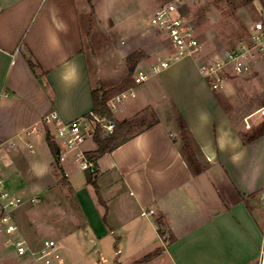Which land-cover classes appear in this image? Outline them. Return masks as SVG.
Listing matches in <instances>:
<instances>
[{
    "label": "crops",
    "instance_id": "0c3cea01",
    "mask_svg": "<svg viewBox=\"0 0 264 264\" xmlns=\"http://www.w3.org/2000/svg\"><path fill=\"white\" fill-rule=\"evenodd\" d=\"M95 13L93 0H0L1 174L19 195L41 189L52 197L46 210L12 211L18 230L0 232V264H88L84 254L41 256L45 241L61 248L56 236L72 223L59 219L68 196L82 212L84 238L92 241L87 251L109 229L115 264H264V92L254 87L261 61L247 73H227L225 87L215 90L199 70L203 54L181 57L120 107L123 119L114 111L119 121L143 109L158 118L95 160L96 174L77 167L75 151L64 162L55 160L45 115L56 111L68 122L86 117L94 109V88L107 82L117 94L133 85L91 73L83 35L94 31ZM113 19H100L106 34L117 26ZM139 31L142 42L125 54L143 50L137 67L148 68L172 46L162 48L158 37ZM168 107L178 125L160 117ZM182 118L199 168L183 148ZM34 128L37 133L27 134ZM96 149L93 133L78 148ZM59 184L68 195L59 193ZM45 231L56 236L43 239ZM13 237L26 241L27 255L17 252Z\"/></svg>",
    "mask_w": 264,
    "mask_h": 264
},
{
    "label": "rangeland",
    "instance_id": "374dc122",
    "mask_svg": "<svg viewBox=\"0 0 264 264\" xmlns=\"http://www.w3.org/2000/svg\"><path fill=\"white\" fill-rule=\"evenodd\" d=\"M169 1L93 0V3L96 5V13L94 17L92 16L95 28L91 34L85 31L83 35L91 73L95 76L98 73L99 77L107 81L117 79L120 81L121 86L129 85L131 81L133 83L134 73L129 71L128 55L125 54V51L131 50L133 45L142 42L143 38L138 34L141 28L148 30L151 35L158 37L161 40L162 48H167L166 46L170 45L166 34L152 26L149 22L152 12ZM185 14L198 35L201 43L200 54H203L205 58L224 55L229 50L248 44L250 42L249 33L252 26L256 21L264 18V10L259 0H199L198 2L189 4L185 8ZM104 17L114 18L113 20H115L117 25L116 28H110L107 34L100 25V19ZM141 51L144 53L143 50ZM168 54L169 52L166 53V51L159 52L153 57V61L160 62V58L166 57ZM198 55L196 54V56ZM142 58L143 56L140 57L139 62ZM257 61L264 63V56ZM226 71L230 77L236 75L231 68H227ZM151 77L152 73L148 80L135 86V90L140 93V96H142L144 87L153 82L154 79ZM105 83L101 85L109 86V83ZM254 87L255 91L264 92V69L260 72L259 79L254 81ZM115 94L113 91L110 96L112 97ZM168 108L166 113H159L160 117L178 125L177 114H174L172 107H170L171 110ZM118 109L117 116L119 119H123L122 112H119L121 108ZM157 118L158 114L153 109L140 110L130 120L133 122V127L127 132L128 136L150 125ZM193 148L195 149L196 146L193 145ZM190 152L191 149L187 152V158H189L193 166L195 168L203 166V163L199 160H193ZM76 165L80 170H83L80 168L78 162ZM83 171L87 172L86 170ZM56 187L62 196L64 193L69 194L66 185L59 184ZM45 192L41 189H34L21 193L24 202L13 210L14 215L22 214L23 211H29L35 206L46 210L47 205L51 203L48 201V198L52 199V197L50 194L47 196ZM59 199H61V196H59ZM62 201L63 206L66 208L59 215V219L68 221L69 223L72 222L70 227L67 228V233L62 235L63 237L60 235L59 237L52 231H45L41 233V237L44 239L56 236L60 240L61 248L58 251L61 257L84 254L85 258L88 259V264H115V247L109 238V229L107 230L108 236H103L95 249L87 251L88 244L84 238L85 228L83 223L84 218L81 217L82 212L76 211L74 200H72L71 196H68L67 199H62ZM79 262L80 264H84V260H79ZM71 263H74V261H71Z\"/></svg>",
    "mask_w": 264,
    "mask_h": 264
},
{
    "label": "built area",
    "instance_id": "2783aa9c",
    "mask_svg": "<svg viewBox=\"0 0 264 264\" xmlns=\"http://www.w3.org/2000/svg\"><path fill=\"white\" fill-rule=\"evenodd\" d=\"M199 0H170L159 6L150 16L149 22L152 26L166 34L167 40L172 46L168 56L155 62L148 68L137 67L133 75V85L124 89L108 100L112 112L132 98L137 96L135 86L150 78V74H158L163 68L168 67L184 56H193L201 53V43L193 26L188 21L185 8ZM250 42L236 49L227 51L224 55L214 58H202L199 62L200 72L209 79L213 89H223L227 79V68H231L237 74H244L251 70L253 61L264 56V18L259 19L252 26L249 33ZM43 123L50 128L53 140L59 148L58 159L64 162L70 152L75 151V159L80 168L91 175L96 174L97 166L93 159L87 157L86 153L78 150L86 137L93 133L94 122L101 123L105 134H111L115 130V122L107 118L94 116V119L80 117L73 121H64L56 111L48 113L42 119ZM47 131V129H46ZM37 128L28 131L27 134L37 133ZM16 143H12L14 146ZM33 148L32 143H27ZM24 202V198L7 186L5 178L1 174L0 164V232L14 235L18 225L12 217V211ZM145 214V212H144ZM12 245L20 255L29 252L26 241L19 237L11 239ZM42 257L53 254L59 257L57 245L54 240L45 241V248L41 251ZM47 262L50 259H46Z\"/></svg>",
    "mask_w": 264,
    "mask_h": 264
},
{
    "label": "trees",
    "instance_id": "16d2710c",
    "mask_svg": "<svg viewBox=\"0 0 264 264\" xmlns=\"http://www.w3.org/2000/svg\"><path fill=\"white\" fill-rule=\"evenodd\" d=\"M259 2L261 3L264 10V0H259ZM142 56L143 52L141 50L134 51L127 56V62L129 64L130 72H135L139 59ZM31 66L32 68L35 67L34 64H31ZM115 88V86L100 85L94 88L92 92L94 109L93 112L86 117L93 120L94 116H98L101 118H107L115 122V130L111 134H105L101 123L98 121L94 122L93 138L97 144V149L86 153L87 157L93 159L94 161L105 153L113 151L115 148L128 141L130 136H128L127 132L133 127V122L130 120L119 121L108 105V100L111 98L110 95L115 90ZM180 125L183 138V148L186 150H192V146L195 141L188 125L183 118L181 119ZM46 141L52 151L55 160L59 162V148L56 142L53 140L49 129H47L46 131ZM62 180H64V177L62 178Z\"/></svg>",
    "mask_w": 264,
    "mask_h": 264
},
{
    "label": "water",
    "instance_id": "95a60500",
    "mask_svg": "<svg viewBox=\"0 0 264 264\" xmlns=\"http://www.w3.org/2000/svg\"><path fill=\"white\" fill-rule=\"evenodd\" d=\"M87 244H88L87 248L90 249L91 248L92 241H87Z\"/></svg>",
    "mask_w": 264,
    "mask_h": 264
}]
</instances>
